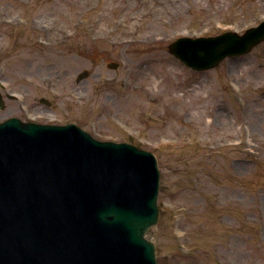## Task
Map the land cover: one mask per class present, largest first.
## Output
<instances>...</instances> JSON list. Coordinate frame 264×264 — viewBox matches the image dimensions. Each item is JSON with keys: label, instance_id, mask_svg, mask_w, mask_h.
Wrapping results in <instances>:
<instances>
[{"label": "rangeland", "instance_id": "obj_1", "mask_svg": "<svg viewBox=\"0 0 264 264\" xmlns=\"http://www.w3.org/2000/svg\"><path fill=\"white\" fill-rule=\"evenodd\" d=\"M177 5L0 0V81L42 123L154 153L158 264H264V43L204 72L167 50L180 37L242 35L264 21V0Z\"/></svg>", "mask_w": 264, "mask_h": 264}, {"label": "water", "instance_id": "obj_2", "mask_svg": "<svg viewBox=\"0 0 264 264\" xmlns=\"http://www.w3.org/2000/svg\"><path fill=\"white\" fill-rule=\"evenodd\" d=\"M262 43L264 21L242 35L180 37L167 50L204 72ZM157 164L76 124L0 123V264H158L147 239L160 218Z\"/></svg>", "mask_w": 264, "mask_h": 264}, {"label": "flooded vegetation", "instance_id": "obj_3", "mask_svg": "<svg viewBox=\"0 0 264 264\" xmlns=\"http://www.w3.org/2000/svg\"><path fill=\"white\" fill-rule=\"evenodd\" d=\"M10 95H11V93L9 91L5 92V86L0 81V99H1V105L3 106L2 109L0 108V111L7 109V107H8L7 100H9V102H12L13 100H19L18 101V107H17L19 109V112L0 120V123L7 121L11 118H17V119L21 120V122H24V123H42V122L37 120L36 116H34V115H37V112L34 111L33 107H30V105H29L26 107V109H24V104L25 103L27 104V102H25L24 98L17 99L18 97H16V96L13 97ZM42 100H44L43 102L46 103L45 102L46 99H42ZM42 124H50V123H42Z\"/></svg>", "mask_w": 264, "mask_h": 264}, {"label": "bare ground", "instance_id": "obj_4", "mask_svg": "<svg viewBox=\"0 0 264 264\" xmlns=\"http://www.w3.org/2000/svg\"><path fill=\"white\" fill-rule=\"evenodd\" d=\"M170 2L173 5H177L178 4L177 5V8H178V6H179V0H170ZM152 36L154 37L153 32H149V33H146L145 34L144 38L149 40V38H151Z\"/></svg>", "mask_w": 264, "mask_h": 264}]
</instances>
